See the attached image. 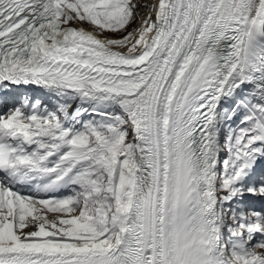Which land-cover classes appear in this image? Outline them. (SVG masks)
Listing matches in <instances>:
<instances>
[{
	"label": "snow or ice",
	"instance_id": "1",
	"mask_svg": "<svg viewBox=\"0 0 264 264\" xmlns=\"http://www.w3.org/2000/svg\"><path fill=\"white\" fill-rule=\"evenodd\" d=\"M11 85L0 264H264V0H0Z\"/></svg>",
	"mask_w": 264,
	"mask_h": 264
},
{
	"label": "rangeland",
	"instance_id": "2",
	"mask_svg": "<svg viewBox=\"0 0 264 264\" xmlns=\"http://www.w3.org/2000/svg\"><path fill=\"white\" fill-rule=\"evenodd\" d=\"M141 4H153L154 0H139ZM28 98L30 101L35 100H41L45 102L46 104H49V106L55 105L56 101L55 99L46 91L40 90L39 88H25L23 90H18L16 87L10 86L9 95L6 96L7 99H9L10 102H15L17 100H21L23 98ZM226 154H222L223 156ZM260 204L256 203L254 207L260 208ZM51 218V217H50ZM31 229H26V231H29Z\"/></svg>",
	"mask_w": 264,
	"mask_h": 264
},
{
	"label": "bare ground",
	"instance_id": "3",
	"mask_svg": "<svg viewBox=\"0 0 264 264\" xmlns=\"http://www.w3.org/2000/svg\"><path fill=\"white\" fill-rule=\"evenodd\" d=\"M153 3H158V0H154V2ZM153 19H155V15L153 14ZM85 27H87L86 25H85ZM13 87H16L18 90H23V89H25V88H27V89H29V88H35V87H37V88H39L40 90H43V91H46L47 92V90H45V89H42V88H40V87H38V86H35V85H29V86H25V85H19V86H16V85H12ZM48 93V92H47ZM9 95V90L7 91V92H5V91H0V98H6V96H8ZM7 99V98H6ZM9 100V99H8ZM261 207V206H260Z\"/></svg>",
	"mask_w": 264,
	"mask_h": 264
}]
</instances>
